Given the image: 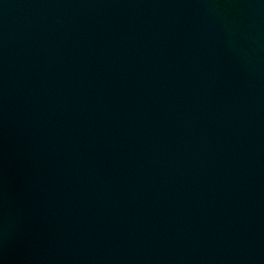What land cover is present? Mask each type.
Returning <instances> with one entry per match:
<instances>
[{
  "label": "water",
  "instance_id": "1",
  "mask_svg": "<svg viewBox=\"0 0 264 264\" xmlns=\"http://www.w3.org/2000/svg\"><path fill=\"white\" fill-rule=\"evenodd\" d=\"M0 264H264V0H0Z\"/></svg>",
  "mask_w": 264,
  "mask_h": 264
}]
</instances>
